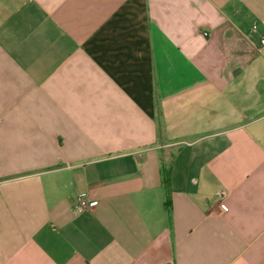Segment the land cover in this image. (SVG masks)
I'll return each mask as SVG.
<instances>
[{"label":"crops","instance_id":"crops-1","mask_svg":"<svg viewBox=\"0 0 264 264\" xmlns=\"http://www.w3.org/2000/svg\"><path fill=\"white\" fill-rule=\"evenodd\" d=\"M263 35L264 0H0V264H264Z\"/></svg>","mask_w":264,"mask_h":264},{"label":"built area","instance_id":"built-area-1","mask_svg":"<svg viewBox=\"0 0 264 264\" xmlns=\"http://www.w3.org/2000/svg\"><path fill=\"white\" fill-rule=\"evenodd\" d=\"M254 28H257V25H254ZM261 46H264V35L261 38ZM77 200L82 207H89L91 205V201L86 194L80 195ZM220 209L222 212H226L228 211V206L226 204H220Z\"/></svg>","mask_w":264,"mask_h":264}]
</instances>
